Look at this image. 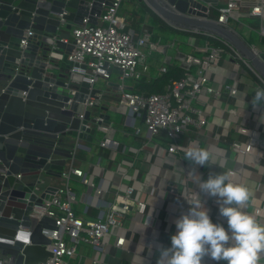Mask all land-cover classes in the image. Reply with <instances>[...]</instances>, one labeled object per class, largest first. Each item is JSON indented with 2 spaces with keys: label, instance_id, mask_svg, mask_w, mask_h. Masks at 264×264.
<instances>
[{
  "label": "built area",
  "instance_id": "1",
  "mask_svg": "<svg viewBox=\"0 0 264 264\" xmlns=\"http://www.w3.org/2000/svg\"><path fill=\"white\" fill-rule=\"evenodd\" d=\"M221 1L205 2L208 7L207 17L235 29L264 58V52L251 44L243 34L249 29L264 41V0H225L224 5H221ZM243 1L251 4L243 5ZM124 2L125 0H112L111 6L104 5L97 24L85 19L83 24L74 26L72 36L75 38V45L69 60L78 66L73 65L70 72L84 76L95 86L100 79H111L113 66L119 69L117 88L120 107L133 114L145 115L144 123L150 134L146 145L153 144L159 149L162 148V143L167 144L166 157L161 164L162 174L159 182L150 185V190L144 193L138 192L123 180L117 185L114 204L109 206L103 216L82 218L76 213L74 206L78 198L71 187L73 176L95 188L98 198L104 190L88 179L82 169L73 167L65 170L61 176L62 183L57 187L53 198L47 200L39 210V217L54 218L57 224V229L48 233L52 240L49 249L53 256L39 264H74L72 260L82 259L79 254L81 246L88 245L105 251L107 239L111 237L115 238L117 247H123L128 240V232L132 230V222L155 229L158 220L155 212L165 209L163 205H159V201L165 202L169 195L176 196V201H173L178 206L175 215L181 216L188 211L187 201L201 199L212 220L222 223L216 199L200 192L198 182L206 174L212 173L214 165L223 156L234 163L227 170L232 172V182L243 184L246 178L256 180L255 188L263 194L262 204L252 206L251 215L264 223V177L259 173V169L264 167V131L250 127L248 123H228L223 115L218 116L213 110L211 112L215 104L221 108L223 96L237 98L247 87H251L255 94L257 87L264 88V77L237 48L220 36L167 23L176 31L190 35L189 45L193 52L187 54L181 64L177 65L183 70V76L171 78L161 92L128 90L127 80L151 84L153 54H166L176 47L177 42H167L163 37H156L149 29H132L128 18L121 11ZM212 10H216L218 15L213 17ZM190 16L197 17L194 13ZM245 18L258 19L257 25L244 21ZM233 21L237 22L236 28L231 25ZM202 41L204 45L201 44ZM22 44L25 46L27 40L24 39ZM168 67L162 66L159 76L166 74ZM222 68L225 69L227 80L219 81L221 85L216 87L214 74H218ZM86 106L93 112L95 119V123H89L88 126H95L106 134V139L101 142V146L106 147L113 128L99 124L104 121L96 113L100 100L90 97ZM79 117L83 118L84 115ZM212 125L221 129H212ZM140 133L141 129H138L137 134ZM153 138L159 142L152 141ZM190 144L207 148L211 152L207 171L204 166L202 168L184 159L185 149ZM224 152L226 153L223 154ZM128 173V170H120L124 179L129 178ZM19 177L21 178L20 175ZM178 184L184 188L180 190ZM247 206L248 204L246 208ZM120 231L123 232L119 233ZM100 263V260H93V264ZM260 264H264V258Z\"/></svg>",
  "mask_w": 264,
  "mask_h": 264
},
{
  "label": "water",
  "instance_id": "2",
  "mask_svg": "<svg viewBox=\"0 0 264 264\" xmlns=\"http://www.w3.org/2000/svg\"><path fill=\"white\" fill-rule=\"evenodd\" d=\"M136 1L169 25L220 36L264 77V58L235 29L207 17L205 2L217 0ZM104 5L112 0H0V264H39L53 256L48 233L56 220L39 217L58 189L49 178H60L83 141L99 131L88 126L95 119L86 103L100 100L101 90L70 72L78 66L69 60L72 30L85 19L97 24ZM99 114V124L110 125V115Z\"/></svg>",
  "mask_w": 264,
  "mask_h": 264
},
{
  "label": "crops",
  "instance_id": "3",
  "mask_svg": "<svg viewBox=\"0 0 264 264\" xmlns=\"http://www.w3.org/2000/svg\"><path fill=\"white\" fill-rule=\"evenodd\" d=\"M121 11L128 18L132 29H138L137 31H140L142 28L149 29L156 37H163L167 42L171 41V33L167 34L168 30L157 24L155 19H159L162 24L167 25V23L146 4H140L136 0L125 1ZM252 20H254V23L251 22L250 24L256 26L258 19ZM177 45L174 55L170 54L171 50L166 54H153L151 59L153 81L161 77L159 74L162 66H177L184 60L188 53L179 48L180 44ZM187 45L192 48L189 43ZM113 71L110 80L100 79L95 84V87L101 90V108H97L96 113L105 112L109 114L111 120L110 126L113 128L111 134L108 136L110 138L109 145L106 147L101 146V142L106 139V134L98 131L92 142L88 140L83 141L86 147H79L77 149L75 159L68 163L65 169L70 170L73 167L82 169L88 179L93 181L98 188L104 190L102 196L98 198L95 194V188L85 185L80 178L73 176L71 187L78 198L74 206L76 213L82 218H98L103 216L109 206L114 204L117 185L123 180L126 184L129 183L134 186L138 192H148L150 185L159 182L162 174L161 164L166 157L167 144L162 143V148L159 149L155 148L153 144H145V142H149L150 134L145 126L144 116L142 114H133L120 107L117 88L119 71L115 69ZM214 76H216L214 77L216 87L221 85L219 81L223 82L227 80V75L223 68L219 70L218 74H214ZM126 85L128 90L136 92L147 91L141 82L127 80ZM253 97L252 91H243L237 98L223 96L220 105L222 109L215 104L214 106L212 105L211 112L213 110L216 115H223L225 121L228 120V123H248L250 127L264 131V104L254 106L252 103ZM102 107L108 108V111H103ZM213 128L218 129L220 127L212 125ZM138 129H141L139 135L137 134ZM99 133H103L104 137L97 139ZM152 141L159 142L155 138ZM233 164L231 160L223 156L219 163L214 165L210 175L227 171L233 167ZM220 165L223 167L221 168ZM201 167L203 168V166ZM189 168L192 170L191 167ZM121 169L128 170L129 178L124 179L122 177L120 174ZM204 169L207 171L209 166L204 165ZM259 173L264 177V167L259 169ZM208 176L206 174L203 179H207ZM26 180L30 181L32 178ZM49 181L58 187L62 183V178L50 177ZM243 184L248 186L252 193L247 202L248 206L246 208L245 205L244 209L251 214L252 206L262 204L263 194L256 190L255 179L246 178L243 180ZM177 187L180 190L184 188L181 184H178ZM159 205H163L165 209L157 212H155L156 210L154 211L158 219L156 220L155 229L146 228L142 224L132 222L130 225L132 230L128 232V240L123 247L115 245L114 237L107 239L105 251L83 245L79 249L82 259L79 258L71 262L74 264H93V260H100V264H157L160 259L161 249L170 247L171 245V236L176 231L175 220L180 217L175 215L178 206L172 200H166L165 202L161 200L159 201ZM221 222L227 227L226 220L223 217H221ZM122 232L120 231L119 233ZM213 263L214 261L205 257V264Z\"/></svg>",
  "mask_w": 264,
  "mask_h": 264
},
{
  "label": "clouds",
  "instance_id": "4",
  "mask_svg": "<svg viewBox=\"0 0 264 264\" xmlns=\"http://www.w3.org/2000/svg\"><path fill=\"white\" fill-rule=\"evenodd\" d=\"M254 93L253 105L264 104V88L257 87ZM210 157L209 149L191 144L184 152V159L198 166L209 164ZM231 175L222 171L198 182L200 192L216 199L227 227L212 220L201 199L187 201L189 209L175 220L171 246L161 249L157 264H205V257L216 264H260L264 223L244 210L251 190L232 182Z\"/></svg>",
  "mask_w": 264,
  "mask_h": 264
},
{
  "label": "rangeland",
  "instance_id": "5",
  "mask_svg": "<svg viewBox=\"0 0 264 264\" xmlns=\"http://www.w3.org/2000/svg\"><path fill=\"white\" fill-rule=\"evenodd\" d=\"M226 3L225 0H222L221 1V5H224ZM244 21L246 22H252L254 23L252 19H249V18H245ZM232 27L236 28L237 27V22L233 21L231 23ZM168 26V25H167ZM169 29L167 31V34H170V38H171V41H175L177 42V44L179 45L180 44V47L182 50H184L185 52H187L188 54H190L191 52H193L192 48H190L187 44L189 43V40H190V35L188 34H184V33H181V32H178L176 31L175 29L171 28L170 26H168ZM243 34L249 39L250 43L251 44H254L256 45L259 49H261L263 52H264V41H262L259 37V35L254 32V31H251L249 29H246ZM202 45H204V41H202L201 43ZM177 45V46H178ZM177 49L176 48H172L170 49L171 52L170 54L171 55H174L175 54V50ZM186 53V54H187ZM169 61V60H168ZM185 66H187V64H185ZM251 92L252 91V88L250 87H247L246 90L244 92ZM114 116V115H113ZM112 116V117H113ZM104 135L103 133H99V136L97 139H100V138H103ZM240 159H242V157H240Z\"/></svg>",
  "mask_w": 264,
  "mask_h": 264
},
{
  "label": "trees",
  "instance_id": "6",
  "mask_svg": "<svg viewBox=\"0 0 264 264\" xmlns=\"http://www.w3.org/2000/svg\"><path fill=\"white\" fill-rule=\"evenodd\" d=\"M212 16L215 17L218 15V12L216 10H212ZM155 22L159 25H161L162 28H166L167 30L169 29V27L165 24H162L161 21L159 19H155ZM138 29H136L137 31ZM168 72L164 75H162L161 77H159L158 79L156 78L151 84L147 85L143 82H141V84L144 86L145 90H147L150 93H154V92H161L163 90V86L165 84H167V82L171 79V78H179L181 76H183L184 72L183 70H181L180 68H178L175 65H171L168 67Z\"/></svg>",
  "mask_w": 264,
  "mask_h": 264
}]
</instances>
